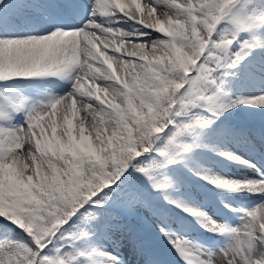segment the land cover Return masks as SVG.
I'll list each match as a JSON object with an SVG mask.
<instances>
[{"label":"snow or ice","instance_id":"obj_1","mask_svg":"<svg viewBox=\"0 0 264 264\" xmlns=\"http://www.w3.org/2000/svg\"><path fill=\"white\" fill-rule=\"evenodd\" d=\"M32 7L0 0V82L59 77L72 87L46 103L5 97L0 105V219L28 237L0 238V264H77L86 254L74 251L76 242L97 233L118 234L145 264H157L133 223H147L144 209L161 218L155 227L184 264H264V199L232 209L243 211L232 227L172 195L185 167L218 188L264 197V171L237 181L189 167L197 150H216L212 136L259 140L264 149V123H217L234 109L264 115V89L223 102L237 83L264 85V0H61L56 14L79 15V23L2 34L6 17L23 21ZM128 21L131 31L117 26ZM218 155L256 167L232 152ZM160 196L225 236V246L214 251L171 232Z\"/></svg>","mask_w":264,"mask_h":264},{"label":"rangeland","instance_id":"obj_2","mask_svg":"<svg viewBox=\"0 0 264 264\" xmlns=\"http://www.w3.org/2000/svg\"><path fill=\"white\" fill-rule=\"evenodd\" d=\"M59 2H61V0H30L33 7L29 9L26 18L23 21L18 20L15 23H9L6 17L4 28H11L15 30L20 29L21 31H24L26 21H30L33 25L41 23V26L35 35L42 34L46 29H48L47 26H42L43 23L48 20L50 16L52 17L53 15H57L53 10L52 5ZM146 2L147 0H141V3ZM178 2H182V0H178ZM161 11V9H157V15H159ZM76 16V14H73L70 17L76 18ZM117 26L129 31L136 27L131 21L121 23ZM20 34L33 33H31V31L10 32L4 35ZM71 87L72 85L70 79L68 78L62 79L59 77H43L32 79H13L7 82H0V95L4 101L5 97H24L27 99L28 104L32 105L41 102L46 103L56 97L63 96L71 90ZM261 89H264V85L259 82H250L244 86L237 83L234 87L226 89L227 95L223 98V102L226 103L238 95H249ZM5 103L6 101L3 102V104ZM82 115V113L78 114L77 120L80 119ZM225 116L226 119L222 117L221 121H217L220 126L228 125L241 127V124H248V126L259 127L262 123H264V115H262L260 111L256 110L234 109L232 115L229 116L228 114H225ZM16 122L19 124L24 123L23 112L16 117ZM208 142L216 146V150H197L189 162V167L195 169L196 171L206 172L210 175L237 181L257 179L259 178L258 170L264 171L263 166L256 161L257 158L262 160L260 155L264 152V149L259 147V140L255 142L254 146L249 143L226 140L212 136ZM242 146L249 148V151H245L244 149L240 150V148H238ZM218 151L232 152L244 160L250 161L256 167L252 168L247 164L226 159L223 156L218 155ZM259 151H261V153H259ZM262 155L264 156V154ZM247 169H249V171L245 173V176L238 173L239 171ZM180 171L183 177V184L179 189V192H173L172 195L185 200V202L189 205L199 209L201 212L220 223H227L232 227L240 225L243 211H233L232 209L251 210L259 204L260 199H264V197H258L246 191H228L218 188L213 184L200 179L199 176H196L194 172L189 171L188 168L181 167ZM179 193H182L183 195H179ZM242 198L246 201L240 203ZM247 202L249 204H246ZM158 203L165 206L167 223L170 226L171 232L175 233L177 236L185 237L190 241L202 245L204 248L212 249L214 251L225 246L226 238L216 245L209 244V241L216 235L206 231L195 217L188 215L179 208H173L170 205H166L162 196L159 197ZM225 205H228L229 207H225ZM142 215L145 217L147 222L146 237L148 240L157 245V255L152 254L157 261V264H184V262L179 259L176 252L173 250L172 245L168 243V240L165 239L155 227L156 224L160 223L161 218L153 216L146 209L142 210ZM77 244L79 250L86 254L79 258V261H81L82 264H92L93 257L104 260V264H111V261L108 258L100 257L98 255L99 253L104 252L111 253L113 257L118 256L122 261V264H145L144 256L133 248L126 239H121L118 234L116 236H112L111 238H106L101 234H90L84 237V239L78 241ZM164 251L169 261L164 262L161 260ZM166 251L169 252V254H166Z\"/></svg>","mask_w":264,"mask_h":264},{"label":"trees","instance_id":"obj_3","mask_svg":"<svg viewBox=\"0 0 264 264\" xmlns=\"http://www.w3.org/2000/svg\"><path fill=\"white\" fill-rule=\"evenodd\" d=\"M0 105H3L1 98H0ZM133 223L137 230V233L143 235L146 229L145 226L136 222ZM0 238L24 239L26 242L28 241V237L25 236V234L22 233L19 228H16L15 225L9 224L6 220L3 219H0ZM77 243L78 241L75 244V249L79 250ZM77 264L79 263L77 262Z\"/></svg>","mask_w":264,"mask_h":264},{"label":"bare ground","instance_id":"obj_4","mask_svg":"<svg viewBox=\"0 0 264 264\" xmlns=\"http://www.w3.org/2000/svg\"><path fill=\"white\" fill-rule=\"evenodd\" d=\"M51 18V17H50ZM49 20V19H48ZM47 21V20H46ZM60 21H63V20H59V22ZM80 22V17H79V15L74 19V21H73V24L75 25V24H77V23H79ZM40 25L41 24H38V25H33V24H31L30 23V21H26V26H25V28H24V31H21L20 29H17V30H15V29H11V28H3V32L2 33H4V34H8V33H10V32H26V31H31V33H33V34H20V35H35V33L37 32V30L40 28ZM257 86V85H256ZM259 86V85H258ZM254 87V86H253ZM263 87V86H262ZM255 89V88H254ZM253 90V89H252ZM69 91V90H68ZM251 93V92H250ZM254 93V92H253ZM237 148V147H236ZM238 148H240V150H242V149H244L245 151H249V148H246V147H238ZM252 156V155H251ZM253 158H257V157H253ZM256 161L258 162V163H260L262 166H263V168H264V159H262V160H260L259 158H257L256 159ZM246 169V168H245ZM241 170V169H240ZM247 171H249V169H247V170H244V171H239L238 173H240L242 176L244 175L245 176V173L247 172ZM251 178V177H250ZM247 192V191H246ZM246 196V195H245ZM244 197V196H243ZM245 198V197H244ZM254 198V197H253ZM252 198V199H253ZM247 199V198H246ZM255 200V199H254ZM261 200V199H260ZM259 202V201H258ZM236 203V202H235ZM234 203V204H235ZM237 204V203H236ZM257 206V205H256Z\"/></svg>","mask_w":264,"mask_h":264}]
</instances>
